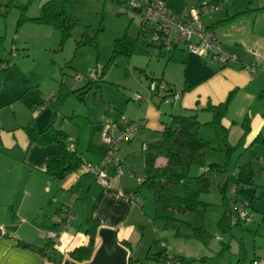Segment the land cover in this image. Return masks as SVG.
<instances>
[{
	"label": "crops",
	"instance_id": "0c3cea01",
	"mask_svg": "<svg viewBox=\"0 0 264 264\" xmlns=\"http://www.w3.org/2000/svg\"><path fill=\"white\" fill-rule=\"evenodd\" d=\"M48 1L51 0H42L41 6ZM165 1L177 13L201 0ZM205 1L221 4L224 15L203 16L202 22L214 32L218 41L237 61L220 65L208 57L193 54L198 58L187 56L181 83L167 73L163 74L160 81L165 82L168 88L176 86V83L180 84L179 91L174 88V91L180 93L179 99L170 104L153 96L150 100L141 102L147 103L138 117L126 119L138 122L139 128L131 142L120 146L122 175L116 176L111 171L108 186L103 188L96 183L92 174L99 191L93 197L89 214L84 212L82 217L74 213L76 204L69 207L70 197L75 190L79 198L93 195L91 186L85 189V180L90 173L80 170L62 182L51 180L44 173L48 156L56 154L58 147L54 143L38 145L34 139L37 133L50 125L53 117L52 103L47 104L52 114L45 117V120L51 121L47 127H37L41 114L35 118V112L42 100H37L36 96L29 94L30 91L27 92L25 88L30 82L23 74L21 86L17 84L15 88L8 83L10 70L5 74L0 83V264H159L158 259L162 257L163 250L167 256L182 258L181 264H184L185 260L180 253H171L165 248L153 222L157 216L152 214L153 218L148 214L143 207L146 203L135 193L138 188L137 179L144 175L143 147L153 141L155 134L163 131L172 116L195 114L203 125L212 119L207 108L226 102L221 125L226 131L227 144L235 148L230 158L239 151L264 152V13L239 15L264 6V0H246V4H243L244 0L236 4H231L232 0ZM233 17L235 18L232 19ZM230 19L232 21L224 22ZM140 23L141 16L139 25ZM179 48L180 46L170 54L172 59ZM252 65L257 69L255 73L249 69ZM8 109L11 110L10 117L6 114ZM75 117L78 116L72 113L65 118L67 126L76 129L74 137L65 128L62 129L64 121L57 127L56 119L54 129L67 135L66 148L75 150L85 162L98 164L104 154L100 142L102 120L96 123L87 120V128L82 131ZM245 128L248 131L240 144ZM202 132L210 134L205 137ZM198 135L209 143L211 151L223 154L215 151L218 138L213 130L201 127ZM226 160L224 157V161L218 165L224 164ZM258 161L264 166V159ZM164 163L163 159L157 160L159 166ZM252 165L250 160L240 167V172L235 173L239 178L236 188L239 184L247 188L255 186ZM226 179L229 182L230 177ZM221 181L222 179L215 178L214 188ZM227 186L228 183L226 188ZM237 190V195L241 196L239 189ZM251 192L255 196L256 190L251 188ZM131 195L134 196L132 200ZM50 196H56L57 201H52ZM262 197L264 195L261 194ZM237 199L243 200V195L241 198L237 196ZM45 203L48 204L46 210L43 205ZM53 205L56 206L55 209ZM64 207H69L74 220L66 229L61 230L53 226L52 217ZM89 219L97 223L94 248L88 259L77 261L70 257V253L87 244L88 237L84 232L89 226ZM50 231L59 234V243L53 252L47 254L40 249L48 243L47 233ZM21 243L38 249L22 247Z\"/></svg>",
	"mask_w": 264,
	"mask_h": 264
},
{
	"label": "rangeland",
	"instance_id": "374dc122",
	"mask_svg": "<svg viewBox=\"0 0 264 264\" xmlns=\"http://www.w3.org/2000/svg\"><path fill=\"white\" fill-rule=\"evenodd\" d=\"M53 1H66L71 7L73 17L77 20V25L62 44L61 35L56 29L28 20L39 16L42 0H14L11 4L9 0H0L2 12L0 15V38L2 39L0 60L10 63L7 70V72L10 70V73L7 78L13 88L18 86L17 84L21 86L23 74L30 82L25 88L27 92L30 91L29 94L36 96L37 100H42L35 112V118L41 114L37 120V127L40 125L47 127L51 121L45 120L48 114L49 117L52 114L45 99L49 94L54 95V98L60 96V91L64 104L56 118V123L59 127L60 122L64 121L62 129L65 128L71 137H74L76 129L68 127L65 118L72 113L78 116L74 119L82 131L87 128V120L96 123L103 120L105 116L135 119L141 111H144L147 103L133 102L136 95L142 96L145 100L148 99L149 84L153 80L162 79L165 73L181 83L186 70L187 56L198 58L194 56L195 54L188 52L184 45H180L173 59H169L170 61L167 59L171 53L161 52L162 56H160V52L153 51L147 54V50H152L143 43L144 38L139 34V14L115 0ZM239 1L242 0H232L231 4ZM243 4H246V0ZM215 14L224 15L221 9ZM21 16L28 19L18 27ZM124 35L136 41L132 56L113 57L114 44ZM194 66L196 67V63ZM93 73L97 74L96 80L90 79ZM88 82L92 83L88 84ZM178 83L168 90L173 91L176 87L179 91ZM66 93L67 96H64ZM163 109H166V106H163ZM6 114L10 117L11 110L8 109ZM80 117L85 119L82 120ZM206 134L210 133L202 132V136L208 137ZM224 157L223 154L209 150L205 154V163L221 164ZM258 159H264V152L239 151L229 159L228 169L231 176L225 194L232 207L233 196L230 194V189L236 188V182L239 179L235 173L240 172V167L251 160L255 183V186L251 188L256 190V194L254 196L251 188L240 184L237 189L241 195L238 197L241 198L243 195V201L250 205L248 211L254 214L252 221H242L229 231H222L218 225L223 213L222 193L219 189L202 193L200 201L212 206L207 209L199 208L189 216L172 213L170 215L210 233L212 238L209 243L205 246L200 241H187L173 237L170 231L163 228L164 223L160 217L165 214H159L158 219L153 222L159 230L157 235L164 241L165 248L171 253H180L185 260L184 264H253L252 262L264 264V197L261 198V194L264 195V166L260 165ZM200 173L201 169L198 167L191 168L189 172L193 177ZM87 177L85 189L91 186L93 195L84 198L83 191V196L79 198L75 190L70 197L69 207L76 204L74 206L76 216L79 214L82 217L84 212L89 214L93 197L99 191L92 174L90 173ZM54 197L50 196V199L57 201V197ZM142 201L146 203V206H150L149 197ZM43 205L46 210L48 204ZM55 207L53 205V209ZM148 211V214L153 216L149 208ZM219 238L222 242L218 240ZM221 244L229 245V249L219 254ZM200 260L203 261L200 262Z\"/></svg>",
	"mask_w": 264,
	"mask_h": 264
},
{
	"label": "trees",
	"instance_id": "16d2710c",
	"mask_svg": "<svg viewBox=\"0 0 264 264\" xmlns=\"http://www.w3.org/2000/svg\"><path fill=\"white\" fill-rule=\"evenodd\" d=\"M12 1L14 0H9V4H11ZM1 13L2 12L0 11V15H2ZM250 13H264V6L256 10H248L239 15H247ZM138 14L140 15V13ZM26 19L28 18L21 16L18 21V27L24 23L23 21ZM232 19L224 22H230ZM28 20L39 25H46L56 29L61 35V44L70 36L71 31L77 25V20L73 17L71 7L66 1H48L41 6L38 17ZM148 29L149 28L143 25L141 21L139 26V34L144 38L143 43L153 50L148 40ZM1 43L2 39L0 38V47ZM135 43L136 41L129 38L127 35H124L122 38L116 40L113 49V57H131ZM81 44L83 45V43ZM223 48L225 49L224 46ZM147 51V54H151V52L153 53V51ZM159 54L162 56L161 53ZM170 58L171 55L167 60ZM9 65V62L0 60V83L8 70ZM252 66L255 68L254 65ZM252 66H249V68ZM255 70L257 69L255 68ZM89 83L92 82H88V84ZM86 87L88 88V85ZM86 87H84V89ZM60 93L61 95L57 96V98H54L53 95L50 101H45L47 104L52 103V121L45 130L37 133L36 138L34 139L38 145H48L51 143L57 145L58 152L48 156L44 173L51 180L58 182H62L71 174L80 171L85 164H90L85 162L75 150H69L66 148L65 143L67 141V135L61 130L54 129L56 115L64 104L62 100V92L60 91ZM64 96H67V93ZM226 107V102L218 106H209L207 110L211 112L212 119L210 122L203 125L200 124L195 114L172 116L170 123L164 126L163 131L155 134L153 141L143 147L144 175L141 178H144V181L141 185H138L135 193L139 194L142 200L146 199L147 197L150 198V206H146L145 204L143 207H145L147 211L149 208V210H151L153 214L157 216V219L159 214H165V216L160 217L164 223L163 228L165 230H170L173 233V236L177 239L200 241L206 246L212 238V235L202 228L193 227L189 222L179 220L176 217L171 216L170 213L189 216L199 208L207 209L212 205L200 201L201 194L208 193L214 189H219L225 181V178L230 177L228 158L230 159V155L235 151V148L227 144L226 131L221 125V120L224 117ZM102 122L100 124L101 130ZM134 123L138 124V122ZM201 127H209L217 135L218 145L215 151L222 152L225 155L227 160L224 164L218 165L214 163H205V154L207 151L212 149L207 141L199 137L198 132ZM247 131L248 128H245L244 134L239 141L240 144L242 143ZM159 159H163L165 162L161 166L157 165V160ZM193 167H198L201 169V173L196 177L190 176L189 174L191 168ZM111 171L115 173L114 170ZM215 178L222 179L216 188H214ZM226 191L227 188L222 193L223 213L218 224L222 231H229L233 226L240 223L233 220L234 211L233 207L230 205L229 199L225 196ZM237 196L238 195L236 194V197L233 198L232 204L235 201L243 202V200H238ZM87 223L89 226L84 232V234L88 237L87 244L83 247L73 250L70 253V257L77 261L88 259L94 248V231L97 223L91 219H89ZM21 245L25 248L38 249L32 245L24 243H21ZM221 245L222 248L220 249L219 254L229 249V245ZM53 250L54 249L52 248L50 242H48L44 248L40 249L41 252H47V254L53 252ZM161 255L162 257L159 259L165 258L167 256L164 250L162 251ZM172 258L174 261L179 262L180 264L183 262L182 258L180 257L172 256ZM202 261L203 260H200V262Z\"/></svg>",
	"mask_w": 264,
	"mask_h": 264
},
{
	"label": "built area",
	"instance_id": "2783aa9c",
	"mask_svg": "<svg viewBox=\"0 0 264 264\" xmlns=\"http://www.w3.org/2000/svg\"><path fill=\"white\" fill-rule=\"evenodd\" d=\"M133 11L140 13L141 21L148 29V40L152 51L170 53L180 45H184L186 50L192 54L208 57L211 61L220 65L235 62L236 57L227 52L216 38L213 31L207 29L201 18L207 15H214L221 9V4L199 1L194 6L183 8L180 12H173L167 6L165 0H117ZM1 11V10H0ZM252 53V52H251ZM252 73L256 70L252 66L249 68ZM97 74L93 73L90 79H96ZM168 86L163 81H152L148 87V100L153 96H158L163 102L172 104L180 97L177 91L168 90ZM53 95L49 94L45 101H50ZM145 99L136 95L133 102L141 103ZM138 124L124 118L117 120L106 116L102 122L100 142L104 147V155L97 165L85 164L81 171L91 173L95 177L96 183L105 188L108 186L111 170L116 176L122 175L120 146L131 142L135 138ZM144 178H138L137 183L141 185ZM237 188H231L230 194L236 197ZM133 195L130 196L132 200ZM73 199H77L73 197ZM247 202L235 201L232 205L234 211L233 220L237 222H250L254 214L248 211ZM74 220L69 207H64L59 214L52 217L53 226L61 230L66 229ZM47 240L53 249L59 243V234L54 231L47 233ZM219 241L222 239L219 238ZM159 264H180L173 260L172 256H166L158 260ZM255 264V262H252Z\"/></svg>",
	"mask_w": 264,
	"mask_h": 264
},
{
	"label": "water",
	"instance_id": "95a60500",
	"mask_svg": "<svg viewBox=\"0 0 264 264\" xmlns=\"http://www.w3.org/2000/svg\"><path fill=\"white\" fill-rule=\"evenodd\" d=\"M227 183H228V179H226V180L223 182V184H222V186H221V188H220V193H223V192H224Z\"/></svg>",
	"mask_w": 264,
	"mask_h": 264
}]
</instances>
